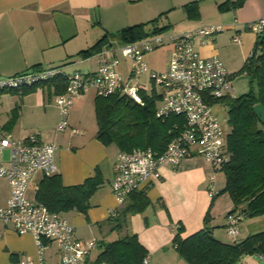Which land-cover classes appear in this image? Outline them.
Segmentation results:
<instances>
[{
	"label": "crops",
	"instance_id": "obj_1",
	"mask_svg": "<svg viewBox=\"0 0 264 264\" xmlns=\"http://www.w3.org/2000/svg\"><path fill=\"white\" fill-rule=\"evenodd\" d=\"M193 1L198 3V18H190L185 10V5ZM226 1L233 0H0V76L48 66H62L65 73L95 72L97 55L103 50H109L118 58L116 69L126 76L131 62L119 49L131 42L122 41L119 31L129 25L150 23L153 19L158 26L169 28L158 33L166 45L143 55L148 70L136 82L144 87L147 95H151L150 71H163L168 66L173 48L171 38L202 26L220 25L224 30L206 41L196 37L194 49L202 57L217 55L233 75L254 46L256 34L247 30L246 24L264 16V0H242L238 6L220 9L219 4ZM236 34L239 42L232 40ZM104 35L106 41L99 52L87 57L78 54ZM144 38L147 36L141 39ZM150 89L157 94L152 84ZM56 95L55 85L50 82L22 91H1L0 125L16 138L38 134L42 141L56 144V173L64 186L80 184L96 170L101 173L103 182L90 197L85 213L60 212L74 227L77 238L83 241L96 238L100 246L99 241L104 239L99 237L98 230L106 235L115 232L110 231L107 219L119 206L111 190L119 150L97 139L96 94L92 89L74 99L68 114L69 125L61 131L56 130L60 120ZM217 110L220 108L214 107L218 115ZM161 175L146 192L149 206L130 217V230L147 251L145 264H187L178 256L172 242L176 225L181 226L179 233L185 238L202 229L206 212L212 218V234L222 241H241L250 234L264 231V215L244 217L236 211L238 233L233 240L226 237L227 213L233 208V202L227 193H218L225 185L223 173L213 169L201 156L192 154L177 166H163ZM44 177L42 173L34 174L28 186V197L35 199ZM212 177L217 193L214 197L208 192ZM9 194L7 180L0 177V205L6 203ZM43 253L49 262L59 256L55 242L46 243ZM36 254L32 234L19 235L12 225L0 223V264H20V259L35 258ZM96 255L92 256L91 252L86 264Z\"/></svg>",
	"mask_w": 264,
	"mask_h": 264
},
{
	"label": "built area",
	"instance_id": "obj_2",
	"mask_svg": "<svg viewBox=\"0 0 264 264\" xmlns=\"http://www.w3.org/2000/svg\"><path fill=\"white\" fill-rule=\"evenodd\" d=\"M246 27L256 35L264 32V16L248 22ZM223 30L220 25H208L172 37L173 48L167 68L150 71L151 82L159 88L155 116L164 119L171 114L179 115L183 117V127L161 153L150 147L117 152L111 190L119 205L129 193L147 191L151 183L160 180L163 166H177L192 154L201 156L213 169L227 162L228 121L227 118V122L219 118L214 105L220 103L224 107L223 100L232 97L231 74L217 55L202 57L193 47L196 37L206 41ZM232 40L239 42V35H234ZM163 42L162 36L155 35L151 39L144 38L121 46L120 53L131 62L126 76L117 71L119 60L109 50L98 53L95 72L63 73L66 86L55 97L60 110L56 130H64L69 125L68 114L74 99L89 89L98 96L124 95L143 105L140 91L144 87L136 82L148 70L143 55ZM60 73V67L48 66L0 76V92L22 91ZM72 131L76 132V129ZM56 149V144L42 141L38 134L16 138L0 125V177L5 178L10 186L6 203L0 205V223L12 225L19 235L32 234L37 245L35 258L20 259V264H86L88 256L98 246L96 238L88 241L77 238L74 227L60 213L49 211L27 195L34 174L49 176L56 173ZM208 192L211 197L216 193L213 177ZM114 213L115 210L110 215ZM226 232L228 236L236 237L238 216L229 215ZM49 242H55L57 246L59 256L56 261L49 262L44 257L45 244ZM260 257L264 259V255ZM143 263H147V257Z\"/></svg>",
	"mask_w": 264,
	"mask_h": 264
},
{
	"label": "trees",
	"instance_id": "obj_3",
	"mask_svg": "<svg viewBox=\"0 0 264 264\" xmlns=\"http://www.w3.org/2000/svg\"><path fill=\"white\" fill-rule=\"evenodd\" d=\"M241 2L242 0L226 1L219 4V8L235 7ZM185 10L190 18H198L197 1L186 4ZM155 20L122 28L119 31L120 39L133 42L168 30L169 26H158ZM246 29L248 30L247 27ZM106 37L104 35L90 48L78 54L87 57L99 52ZM52 67L62 69V66ZM242 70L250 75L251 82H255L256 91L250 89L239 96L223 100L227 107L229 127L226 136L228 160L216 168L225 178V185L218 193H227L233 202L228 215L256 217L264 215V124L253 111V105H264V32L256 35V41ZM63 73L62 69V73L44 82L53 83L57 94L62 93L66 86ZM140 94L143 105L120 94L95 96L97 139L106 146L113 144L122 151L150 147L161 153L170 140L179 134L183 127V117L174 114L164 119L156 117L159 95L153 92L147 95L144 91H140ZM102 182L103 177L98 170L82 183L71 186H64L60 175L54 173L45 176L39 183L35 199L51 212L76 210L85 213L90 206V197ZM146 192L129 193L115 209V213L109 215L107 223L110 224V231H115L117 236L108 241L100 240L101 249L88 264H144L147 251L137 235L130 230V217L144 212L149 206L150 200ZM236 211L238 215L234 214ZM211 220L209 212H206L202 229L185 238L180 236L181 226L176 227L172 242L178 256L187 264H234L243 255H264V231L250 234L241 241L226 242L212 234Z\"/></svg>",
	"mask_w": 264,
	"mask_h": 264
},
{
	"label": "rangeland",
	"instance_id": "obj_4",
	"mask_svg": "<svg viewBox=\"0 0 264 264\" xmlns=\"http://www.w3.org/2000/svg\"><path fill=\"white\" fill-rule=\"evenodd\" d=\"M154 35L155 34L148 35L147 38L151 39V38H153ZM156 35H158V34H156ZM165 45L166 44L164 41L161 45H158L156 48H160V46H165ZM244 62H245V59H243L241 61L240 67H237L235 73H233V75H231V82H232V86L234 89L232 97L239 96L245 92H248L250 89L256 91L255 82H251L250 75H248L245 70H242ZM151 84H152V86H154L153 83H150V85H148L150 93H152V91L150 89ZM155 88L157 91L159 90L158 86H156ZM214 107L217 109L220 108V111L217 110L218 115L221 118V120H223L224 122H227L226 121L227 107L226 106L223 107L220 103L215 104ZM5 155L7 156V153ZM98 235L100 238L104 239L105 241L112 240V239L116 238V236H117L115 232L106 235V233H103V230H101V229L98 230ZM226 237L229 240H233L232 237L228 236V234L226 235ZM100 249H101V247H99V246L97 248H95L92 251V256H95L97 254V252L100 251ZM234 264H264V259L258 257V255H254V254L249 255L248 254V255H243Z\"/></svg>",
	"mask_w": 264,
	"mask_h": 264
},
{
	"label": "water",
	"instance_id": "obj_5",
	"mask_svg": "<svg viewBox=\"0 0 264 264\" xmlns=\"http://www.w3.org/2000/svg\"><path fill=\"white\" fill-rule=\"evenodd\" d=\"M253 111L258 116L259 121L264 124V105L261 103H257L253 105ZM100 264H106L105 262H102Z\"/></svg>",
	"mask_w": 264,
	"mask_h": 264
}]
</instances>
